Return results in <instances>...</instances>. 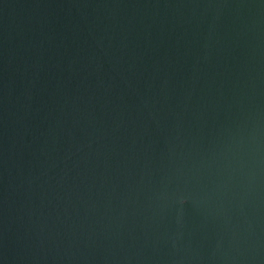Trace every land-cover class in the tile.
Wrapping results in <instances>:
<instances>
[{
  "label": "water",
  "instance_id": "95a60500",
  "mask_svg": "<svg viewBox=\"0 0 264 264\" xmlns=\"http://www.w3.org/2000/svg\"><path fill=\"white\" fill-rule=\"evenodd\" d=\"M0 264H264V0H0Z\"/></svg>",
  "mask_w": 264,
  "mask_h": 264
}]
</instances>
